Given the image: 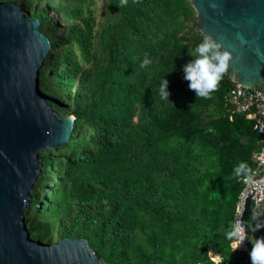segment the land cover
Segmentation results:
<instances>
[{
	"label": "trees",
	"instance_id": "16d2710c",
	"mask_svg": "<svg viewBox=\"0 0 264 264\" xmlns=\"http://www.w3.org/2000/svg\"><path fill=\"white\" fill-rule=\"evenodd\" d=\"M14 1L52 43L42 90L62 117L75 116L68 141L42 154L31 236L85 238L106 264H246L224 229L243 189L233 168L255 166L262 136L228 101V73L211 98L189 89L182 69L203 39L192 1ZM253 215L264 218V204L248 199L242 221L254 225Z\"/></svg>",
	"mask_w": 264,
	"mask_h": 264
},
{
	"label": "water",
	"instance_id": "95a60500",
	"mask_svg": "<svg viewBox=\"0 0 264 264\" xmlns=\"http://www.w3.org/2000/svg\"><path fill=\"white\" fill-rule=\"evenodd\" d=\"M191 1L202 34L232 52L230 79L264 94V0ZM40 25L17 2L0 0V264H106L87 239L47 243L25 221L42 154L68 141L75 126V116L62 117L40 85L52 48Z\"/></svg>",
	"mask_w": 264,
	"mask_h": 264
},
{
	"label": "clouds",
	"instance_id": "9594fccd",
	"mask_svg": "<svg viewBox=\"0 0 264 264\" xmlns=\"http://www.w3.org/2000/svg\"><path fill=\"white\" fill-rule=\"evenodd\" d=\"M136 2V0H134ZM128 0H120L118 7H126ZM193 57L183 66L184 79L188 81V87L194 91L196 97L211 98V94L218 89V86L228 73L230 62L233 59L231 51L224 48L223 42L217 41L211 34H204L202 41L189 50ZM151 60L145 56L140 63L141 69L148 67ZM168 80L163 79L159 87V96L162 100L169 101L170 92ZM233 178L238 181L253 185L255 184L254 173L248 164L240 161L233 168ZM254 225H246L241 220H234L224 229V236L228 241L233 242L234 251L237 250L245 240L250 241L251 251L249 253L251 264H264V237L251 238L247 235L248 228L253 232L264 228V218L253 215Z\"/></svg>",
	"mask_w": 264,
	"mask_h": 264
},
{
	"label": "built area",
	"instance_id": "2783aa9c",
	"mask_svg": "<svg viewBox=\"0 0 264 264\" xmlns=\"http://www.w3.org/2000/svg\"><path fill=\"white\" fill-rule=\"evenodd\" d=\"M227 99L235 107L238 112L246 114L248 119L253 120V129L262 136V145L254 154L253 161L255 166L252 168L254 173L255 184L248 185L243 183V189L239 195V202L236 209L235 220H241L245 209V203L251 199L255 207H260L264 204V94L260 88H247L239 83H235L230 87L227 94ZM232 249L233 242H231ZM235 251H246L250 253V249L244 243ZM215 261H219L220 255H213ZM244 263L251 264L250 257L245 258Z\"/></svg>",
	"mask_w": 264,
	"mask_h": 264
},
{
	"label": "rangeland",
	"instance_id": "374dc122",
	"mask_svg": "<svg viewBox=\"0 0 264 264\" xmlns=\"http://www.w3.org/2000/svg\"><path fill=\"white\" fill-rule=\"evenodd\" d=\"M11 1H14V0H11Z\"/></svg>",
	"mask_w": 264,
	"mask_h": 264
}]
</instances>
